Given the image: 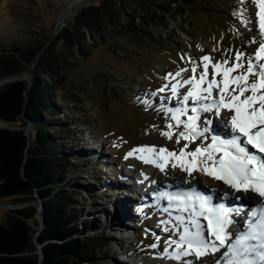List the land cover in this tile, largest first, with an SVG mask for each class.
<instances>
[{"label": "rangeland", "instance_id": "1", "mask_svg": "<svg viewBox=\"0 0 264 264\" xmlns=\"http://www.w3.org/2000/svg\"><path fill=\"white\" fill-rule=\"evenodd\" d=\"M99 2L82 1L83 5H96ZM182 5L185 14L180 17L168 13V19L160 20L159 32H152V38L143 35H130L123 39L116 37L115 43L97 45L84 63L75 58L76 62L68 71L59 93L67 101H76L73 109L78 108L84 116L94 121V129L82 127L73 133L81 142L78 147L73 145L72 151L84 161L73 176L81 177V171L85 170L90 174L94 171V163L103 161L98 173L95 172L96 181H90L94 187L102 188L95 192L99 196L97 194L98 197L91 198V201L87 197L76 199L78 210L82 208L81 201H85V212L89 210L87 205L91 202L97 204V217L110 238L108 253L100 255L102 264H174L162 257L165 241L178 239L174 234L182 230L174 227L172 217L175 215L166 211L168 206L163 210L164 207H159L158 203L156 206L151 201L150 205L141 208L138 204L134 211L131 210L133 203L139 200L133 199L131 190L127 191L125 187L128 185L124 179L126 173L133 174L136 168H140L142 173L148 172L152 179L157 178L164 184L174 174L171 163L175 161L161 172L151 164L143 163L139 159L142 154L134 151L140 147L154 146L157 150L166 148L179 154V149L184 146L183 140L176 143V135L182 129L173 128L171 140L161 135L168 131L167 124L174 123L167 114L169 110L182 107L179 103L182 96L169 99L170 90L165 93H157V90L165 84L169 73L188 69L178 78L181 80L193 75L189 56L196 62L208 55L211 63L226 59L234 63L235 54L239 51L245 54L246 65L247 57L254 56L262 39L256 17L258 0H185ZM80 7V0H1L0 57H10L16 50H35L37 43L57 36L60 29L72 21ZM242 19L247 21L246 25L241 24ZM171 22L174 26L169 25ZM201 71L202 66L198 67L197 76ZM211 71L209 68V79ZM25 76L31 77L29 74ZM180 92L186 94L187 86L181 88ZM153 93L157 95L153 97ZM146 96L150 100L147 108L142 103ZM192 106L189 101L187 107L190 109ZM189 114L181 116V120L186 121ZM210 115L209 140L201 137L189 144L187 150L211 143L209 136L213 133L224 132L228 135L224 127L217 126L216 117ZM197 123L201 130L206 126L202 116ZM228 130L231 134V127ZM177 169L181 171L179 167ZM181 175L185 185L192 182L202 188L207 185L199 174V177ZM147 198L150 199L149 195ZM243 198L245 201L248 199L244 195ZM125 203L130 208L127 211ZM24 206L25 203L18 204L17 198L0 199V224H6L11 210ZM120 209L126 215L117 218L115 213ZM153 244H157V247L145 248ZM139 253L144 254V258L137 256Z\"/></svg>", "mask_w": 264, "mask_h": 264}, {"label": "trees", "instance_id": "2", "mask_svg": "<svg viewBox=\"0 0 264 264\" xmlns=\"http://www.w3.org/2000/svg\"><path fill=\"white\" fill-rule=\"evenodd\" d=\"M183 1L100 0L83 5L57 36L37 43L35 50L0 57V199L42 203V229L36 236L39 227L31 204L11 210L6 224H0V264H38L34 239L42 245L40 264H102L100 255L108 253L110 238L97 217V204L91 202L85 212V201L78 210L76 199L99 196L95 192L102 188L90 181H96L103 161L94 163L92 173L73 176L84 163L72 151L81 142L73 133L94 129V121L73 109L76 101L59 93L76 59L84 63L97 45L115 43L116 37L152 38L168 13L185 14ZM125 208L130 209L127 204ZM115 214L122 218L126 212Z\"/></svg>", "mask_w": 264, "mask_h": 264}, {"label": "snow or ice", "instance_id": "3", "mask_svg": "<svg viewBox=\"0 0 264 264\" xmlns=\"http://www.w3.org/2000/svg\"><path fill=\"white\" fill-rule=\"evenodd\" d=\"M256 17L262 39L254 56L247 57L246 65L245 54L239 51L235 54L234 63L227 59L211 63L208 55L196 62L189 56L188 62L193 64L192 76L178 79L188 69L167 74L165 84L157 93L170 90L169 99L182 96L179 100L182 107L169 110L168 118L174 123L167 124L168 131L161 135L171 140L174 135L172 129H182L176 135V143L181 140L185 143L179 154L166 148L157 150L154 146L134 150L142 154L139 159L143 163L164 172L169 163L175 161L171 167H179L188 176L200 172L222 181L235 192H253L264 199V0H258ZM246 23V20H241V24ZM200 66L203 71L197 76ZM209 68L212 70L211 79ZM185 86L187 92L182 94L180 89ZM156 95L152 94L153 97ZM189 101L193 104L190 109L187 107ZM142 103L147 108L149 98L146 96ZM224 110L230 114L231 138L212 135L211 143L187 150L189 144L197 139H207V125L211 121L206 120V126L201 130L197 123L199 114L219 116ZM189 112L187 120H181V116ZM248 146L255 149V153ZM165 196L168 200L166 211L176 213L172 217L174 227L182 230L174 234L178 239L165 241L162 258L193 264V261L207 255L215 256L221 249H226L216 264H264V207L250 210L244 225L230 232L232 212L223 205H213L209 197L195 190L174 196L160 193L161 198ZM150 247L156 248L157 244ZM189 257L193 260L186 259Z\"/></svg>", "mask_w": 264, "mask_h": 264}, {"label": "bare ground", "instance_id": "4", "mask_svg": "<svg viewBox=\"0 0 264 264\" xmlns=\"http://www.w3.org/2000/svg\"><path fill=\"white\" fill-rule=\"evenodd\" d=\"M226 112H227V110H224L223 114L225 116H227V118H230L229 117L230 114L228 112L227 113ZM199 115L200 116H204V118L206 120L210 118V113H203V112H201ZM210 125H211V123H210ZM210 125L208 126V128L210 127ZM222 125H217V126L224 127L225 128L224 131L225 132L227 131L228 135H230V132L228 130V127H226V125H224V124H222ZM213 135L220 136L222 139H229V138H231V135L228 136L224 132H222V133L221 132L213 133ZM209 137H210V140H211V136H209ZM173 170H174L173 171L174 174H172L173 176L168 177V179L166 180L165 184L162 181L158 180L157 178H154L153 180H155L156 181V184H158V186H159V190L157 191V193L153 194L152 197L150 196V199H148V198L141 199V198H137L136 197L135 199H138L139 201L133 203V206L131 207V210L134 211L135 206L138 205V204H139L138 206L139 207L141 206V208H142V207L148 205L149 204V201H152L153 199H157V200L160 199L161 198L160 197V193L170 194V195H173L174 196L176 194V192H177L178 189H181V190H183L185 188H191V189H195V190L200 189V188H197V184L194 183V182L189 183V185H187L188 183L186 185H185V183H182V182H184V179L182 178L183 176L181 174H185L186 176H188L187 173L182 172V171H179L177 168H175ZM165 173H168V172H165ZM197 174H199V176L203 177L204 180L207 183H209L208 185L210 187H214L213 191H210V190L207 189L208 190L207 193L210 195V198H213L214 201H218V202L225 201L226 203L237 204V208H235V209H229L232 212V214H235L237 212L241 213L242 210L245 207H247V204L248 203H260L259 202L260 201L259 200L260 199L259 196L257 194H255V193H253V192H248V193L235 192L233 189H231L230 187H228L227 185H225L222 181H218V180H215V179H213L211 177H208V176H206L204 174H200V172L199 173L193 172L192 176H196ZM168 175H170V174H168ZM199 176L197 175V177H199ZM179 177H180V179H179ZM188 177H191V176H188ZM189 182H190V180H189ZM206 182H205V184H206ZM125 188L127 189V187H125ZM162 190H164V192H162ZM225 192L227 194L224 197H222L221 195L223 193H225ZM121 193L123 194V193H125V191H121ZM243 195L248 198L247 201L244 200ZM161 199L162 200H160L158 204H159V207H164L163 208V210H164L165 207L168 206V200H167L166 196H165V198H161ZM165 203H167V205H164ZM216 204H217V202L215 203V205ZM169 213L170 214H173V215H176V213L175 212H172V211H169ZM232 220H233L234 223L229 228V231L230 232H234L237 229L236 226H237V224H238V222L240 220V216L235 217V216L232 215ZM225 250L226 249H221L220 252H218V253L215 254V256H213V255L204 256L199 261H193V264H210V263H216L217 259L221 257L222 253ZM186 259L193 260V258H191V257L186 258ZM169 261H172V260H169ZM177 262H179V261H177ZM173 263H174V261H173ZM179 264H180V262H179Z\"/></svg>", "mask_w": 264, "mask_h": 264}, {"label": "water", "instance_id": "5", "mask_svg": "<svg viewBox=\"0 0 264 264\" xmlns=\"http://www.w3.org/2000/svg\"><path fill=\"white\" fill-rule=\"evenodd\" d=\"M80 1H81V7H82V5H83L82 1L83 0H80ZM28 131H29V129H28V127H26V133L27 134H28ZM30 204L33 205L34 208H35V210H36V213L34 215V218H35V221H36V223H37V225L39 227L38 231L35 234V236H36L40 232V230L42 229V220H41V217H40V213H41V210H42V203H41V201L39 199H37L35 203H30ZM25 205L27 206V205H29V203H25ZM34 244L36 246L35 253L38 255V259H39V263L38 264H40L41 263V260H42V245H40L36 241V239H34Z\"/></svg>", "mask_w": 264, "mask_h": 264}]
</instances>
